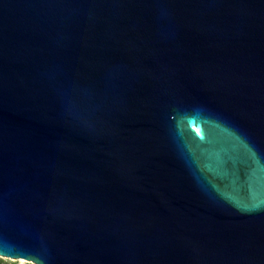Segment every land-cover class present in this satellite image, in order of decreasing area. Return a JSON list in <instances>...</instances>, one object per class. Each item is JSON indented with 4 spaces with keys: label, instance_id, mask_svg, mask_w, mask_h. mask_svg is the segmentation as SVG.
I'll return each instance as SVG.
<instances>
[{
    "label": "water",
    "instance_id": "water-1",
    "mask_svg": "<svg viewBox=\"0 0 264 264\" xmlns=\"http://www.w3.org/2000/svg\"><path fill=\"white\" fill-rule=\"evenodd\" d=\"M0 257L264 264V0H0Z\"/></svg>",
    "mask_w": 264,
    "mask_h": 264
},
{
    "label": "rangeland",
    "instance_id": "rangeland-1",
    "mask_svg": "<svg viewBox=\"0 0 264 264\" xmlns=\"http://www.w3.org/2000/svg\"><path fill=\"white\" fill-rule=\"evenodd\" d=\"M0 264H32V263L20 259L13 260V259L0 257Z\"/></svg>",
    "mask_w": 264,
    "mask_h": 264
}]
</instances>
